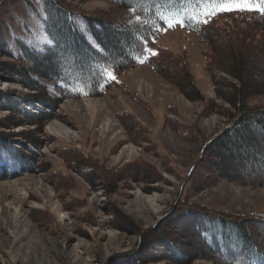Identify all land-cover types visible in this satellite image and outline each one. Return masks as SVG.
I'll return each mask as SVG.
<instances>
[{
  "label": "rangeland",
  "instance_id": "obj_1",
  "mask_svg": "<svg viewBox=\"0 0 264 264\" xmlns=\"http://www.w3.org/2000/svg\"><path fill=\"white\" fill-rule=\"evenodd\" d=\"M47 1L0 0V65L27 63L24 48L46 46L41 13ZM52 1L73 12L80 28L84 15L119 32L136 18L111 0ZM246 20L227 18L231 31L245 28L258 39L262 31ZM165 29L151 48L158 57L169 53L177 69L185 67L191 88L175 72L164 77L157 57L118 70L108 90L94 96L66 94L38 76L49 99L21 101L20 114L0 109V264H223L210 252L218 262L197 256L198 244L204 247L194 230L201 211L249 219L264 249V185L253 182L264 157L204 149L231 124L235 110L219 93H229L233 79L223 72L220 53L192 27ZM117 44L110 46L113 54L129 48L123 39ZM68 63L59 69L65 72ZM12 79L0 69V90L32 92ZM194 87L199 98L185 94L195 95ZM247 105L264 106V94ZM43 112L50 118L43 120Z\"/></svg>",
  "mask_w": 264,
  "mask_h": 264
},
{
  "label": "trees",
  "instance_id": "obj_2",
  "mask_svg": "<svg viewBox=\"0 0 264 264\" xmlns=\"http://www.w3.org/2000/svg\"><path fill=\"white\" fill-rule=\"evenodd\" d=\"M111 1L118 8L134 11L136 18L124 26L125 31L121 28L122 33L115 31L113 26L108 25V22L101 18L93 19L85 15L86 20L83 19L84 16L81 18L85 27L80 28L78 22L74 21L73 12L55 1L48 0L45 5L47 12H44L47 19L45 20L42 16V27L48 38L55 44L43 46L39 51L35 50L37 47L24 48V58L27 63L0 65V69L8 71L13 76V81L32 90L31 93L19 96L0 90V109L20 114L24 111L18 107L21 101L49 99L50 96L38 76L47 77L61 85L66 94L79 93L94 96L106 92L114 80H110L105 71L117 74L118 70L128 65L134 66L140 59L150 55L146 54L144 49L151 48L168 26L161 16L171 18L174 15H180L184 23L194 28L202 39L220 53L221 62L224 64L223 72L230 74L233 79L230 85L231 91L219 93V96L227 99L235 110L229 115L231 124L208 139L204 149L214 150L217 153L227 149L230 153L234 152L238 158L247 155L245 151L248 150L251 156L256 154L264 157V106L247 105L249 98L264 94V16L254 12H224L208 18L209 22L204 24L189 19L190 16H199L200 6L197 0ZM239 16L247 19L245 25L253 24L251 27H256L254 30L262 31L258 39L253 38L254 34L250 35L245 28L239 31L230 30L231 24L227 22V18ZM99 28L102 29L99 30ZM120 39H123L129 48L121 49L117 54H113L110 46L116 49ZM62 52L64 56L67 55L65 56L67 59L62 56ZM157 57L158 55L151 56L146 61L154 63ZM72 60L74 63L71 62ZM64 61H70L67 65L72 64L64 68L65 72L59 69V65ZM157 61L161 62L160 66L156 63L157 70L164 77L170 78V74L175 72L179 74L183 84L191 88L192 80L188 71H185V67L183 70L177 69V63L169 53H162ZM89 67H95V69L90 70ZM68 88L76 92L67 91ZM193 90L195 95L188 91H185V94L190 98H199L200 91L196 87ZM60 100L57 98L52 104L56 106ZM48 118H50L49 112H43L42 119ZM255 133L259 136L255 137ZM25 138L34 145H40L30 135ZM192 169L191 166L190 171ZM255 174L259 175L253 176L257 180L253 182L264 185V182H261L264 180V168L257 170ZM112 182V179H108V183L105 181V186L109 189ZM196 219L194 230L204 245L203 247L199 243L195 248V251L199 252L198 257L218 262L215 261L213 257L215 256L223 264H264V249L252 234L248 226L249 219L238 221L239 219H229L219 214L202 211ZM124 223H129V220H125ZM166 241L167 246L184 258V251L177 244L175 245L174 241L170 239ZM190 262L189 260L187 263Z\"/></svg>",
  "mask_w": 264,
  "mask_h": 264
},
{
  "label": "snow or ice",
  "instance_id": "obj_3",
  "mask_svg": "<svg viewBox=\"0 0 264 264\" xmlns=\"http://www.w3.org/2000/svg\"><path fill=\"white\" fill-rule=\"evenodd\" d=\"M197 3L200 6L199 16H190L189 19L194 20L196 23H204L207 24L209 22L210 17H215L218 14L224 12H254L261 16H264V0H197ZM44 19H47V15L45 13H41ZM167 22L168 28H174L176 25L184 27V20L180 18L170 19L166 16H161ZM167 30V29H165ZM147 43V42H145ZM44 44L48 46H54L55 42L49 40H45ZM43 45L40 48H36L35 50H42ZM146 55L143 59H140V63H144L151 56L158 55L152 48L146 47L144 49ZM105 74L108 76L110 80H116V75L114 72L105 71Z\"/></svg>",
  "mask_w": 264,
  "mask_h": 264
},
{
  "label": "bare ground",
  "instance_id": "obj_4",
  "mask_svg": "<svg viewBox=\"0 0 264 264\" xmlns=\"http://www.w3.org/2000/svg\"><path fill=\"white\" fill-rule=\"evenodd\" d=\"M87 100V99H86ZM69 132V131H68ZM7 223H9L10 224V226L11 225H13V227H18V226H20L21 225V221L19 220V219H15V220H12V219H8L7 221H6ZM24 225V224H23ZM0 226H1V224H0ZM4 226V228H5V225H3ZM28 227H30L29 225H28ZM28 227H26V228H28ZM26 235V232L24 233V236ZM19 236V235H18ZM19 238V237H18ZM16 239V238H15ZM32 240V242H34L35 243V238H33V239H31ZM37 244H38V242H37ZM39 245V244H38Z\"/></svg>",
  "mask_w": 264,
  "mask_h": 264
}]
</instances>
